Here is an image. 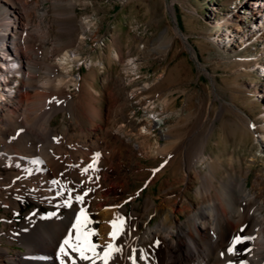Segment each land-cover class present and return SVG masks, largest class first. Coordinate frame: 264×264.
Masks as SVG:
<instances>
[{"label":"rangeland","instance_id":"obj_1","mask_svg":"<svg viewBox=\"0 0 264 264\" xmlns=\"http://www.w3.org/2000/svg\"><path fill=\"white\" fill-rule=\"evenodd\" d=\"M245 1L28 0V4L23 5L29 15V35L44 39L41 46L35 44L23 49L31 54L35 65L32 76L39 80L38 83L48 86L57 78L66 80L67 85L61 86V93L68 100L52 104L53 100L47 99L49 102L46 105L45 102L33 105L36 114L55 107L51 108L50 134L45 138L40 132L28 133L29 125L24 117L15 118L14 125L1 132L13 140L23 137L34 145L33 152H23L25 158L20 159L23 164L29 165L33 163L32 157L37 154L43 156L38 149L47 138L58 137L62 147L72 136L90 138L91 134L108 130L112 112L120 99V91L113 79L119 74L130 81L128 89L134 90L132 103L124 112L132 119L152 121V124L147 130L143 127L144 131L139 133L138 129L126 123L116 130L127 139L129 147L136 149V158L142 167L135 173V180L130 182L129 192L110 184L102 190L105 198L112 189H115L112 192L114 195L118 189L116 201L126 206L127 213L131 211L132 203H136L135 209L141 211L149 190L155 189L153 195H156L158 184L168 174L164 172L150 185L155 175L164 169L160 163L161 153L148 151L150 147L155 146V141L161 147L174 137L187 139L193 135L205 136L208 142L206 152L211 155L231 157L235 166L238 163L243 167L249 165L250 183L255 172L264 171V141L261 146L263 152H260L247 126L249 121L259 126L264 116V97L260 96L259 87L264 82V76L256 66H264V60L260 59L264 56V41L249 43L244 48H237L239 43L236 41L233 48L224 51L217 45L220 39L217 36L223 32V26L220 29L214 25L222 15H229L233 10L238 12V19L245 20L246 25L256 24V19L245 17ZM251 2H256L253 5L256 11L262 9V2ZM173 18L186 42L176 32ZM261 29L264 30V26ZM65 50H73L78 55L75 60L60 66L53 58ZM42 55H47L45 60ZM114 55L117 57L114 58ZM243 55H255L257 58L248 72L240 66ZM132 63H136L134 67ZM48 64L53 65V73H48ZM248 80L253 82L249 84ZM34 92L23 89L21 95L27 99ZM102 145H97L96 150L86 149L82 160L90 168V159L97 157V151L103 152L99 148H105V155L113 151L111 145ZM143 149L147 151V156ZM65 151L73 156L74 163H60L58 174L52 180L36 178L32 183L39 189L41 185L47 186L50 198L59 195L64 207L54 202L53 207L62 213L66 212L64 208L68 200L75 201L68 207L71 209L69 218L65 220L66 227L58 246L73 230L72 225L84 207L76 201L80 194L73 192L79 191V183L88 184L90 176V169H82L78 159L80 151ZM253 155H256L255 160L249 162ZM192 193V189L189 190V194ZM17 201L20 206L17 212L5 210L0 205V246H9L10 251L23 248L16 240L12 244L6 242L4 219L10 217L18 224L24 212L32 207L42 213L48 212L47 206L29 197L20 196ZM89 216L95 219L94 212ZM155 221L156 217L152 216L149 224ZM95 225L99 228L100 222L95 221ZM37 229V226H32L30 232Z\"/></svg>","mask_w":264,"mask_h":264},{"label":"bare ground","instance_id":"obj_2","mask_svg":"<svg viewBox=\"0 0 264 264\" xmlns=\"http://www.w3.org/2000/svg\"><path fill=\"white\" fill-rule=\"evenodd\" d=\"M257 1L263 3L259 11L253 8L256 2L247 0L243 4L245 17L256 19V24L252 22L246 25L243 18H237L236 10L229 15H222L214 24L220 29L223 26V32L217 36H220L217 45L224 51L237 43V48H244L249 43L259 44L260 40L264 41V30L261 29L264 26V0ZM23 4H28V0H0V205L5 210L17 212L20 209L17 198L26 196L47 206L48 212L42 213L40 209L32 207L24 212L18 224L10 217L4 219L6 231L2 230L5 231L6 242L12 244L16 240L23 249L10 251L9 246H0V264H60L58 240L66 227L65 220L69 218L71 209L68 207L75 201L68 200L64 208L66 212L62 213L53 207V202L64 207L61 197L55 195L50 198L47 186L41 185L39 189L32 183L36 178L52 180L58 174L60 163H74L73 156L65 149L80 151L78 159L82 169H90L88 184L79 183V191L73 193L84 197L82 201H76L84 205L86 228L98 234L96 239V235L90 237L93 243L100 246L97 252L102 253L103 246L108 243L120 249L113 251L108 264H133V258L135 264H264V171L255 172L249 183V165L243 167L238 163L235 166L231 157L213 156L206 152L208 142L205 136L193 135L187 139L174 137L165 141L161 147L155 141V146L148 151L161 153L160 163L164 169L155 175L150 185L164 172L168 174L158 184L156 195H153L155 189L149 190L142 202L141 211L135 209L136 203H132L131 211L127 213L126 206L116 201L118 189L115 195L112 194L115 189H112L107 199L103 196L102 190L110 184L123 187L124 191L129 192L130 182L135 180V173L142 167L136 158V149L129 147L127 139L116 130L126 123L138 129L139 133L144 128L149 129L152 124V121L132 119L124 112L132 103L134 90L128 89L130 81L119 74L113 78L120 91V99L112 112L110 129L91 134L90 138L72 136L62 147L58 137L47 138L38 149L43 156L30 155L33 163L29 165L21 162L20 159L25 158L22 153L33 152L34 145L23 137L17 140L7 138L1 132L2 129L13 126L15 118L24 117L29 125L27 132H40L45 138L50 134L49 121L54 106L48 111L47 108L43 109L42 114H36L33 105L44 102L46 105L49 100H53L52 104H58V100H68L61 93V86L67 85L66 80L57 78L48 86L38 83L39 80L32 76L35 65L30 58L31 54L23 49L35 44L41 46L44 39L29 35V15ZM173 21L176 32L184 40L174 18ZM76 53L65 50L53 59L61 66L75 60L78 55ZM46 57L42 55L44 60ZM242 57L240 66L244 72H248L257 58L255 55ZM260 59L264 60V56ZM256 66L264 76V66ZM52 67L47 65L48 73L52 72ZM252 82L247 81L249 84ZM259 87L262 93L260 96L264 97V82ZM23 89L35 92L26 99L21 95ZM247 123L258 151L263 152L264 116L259 126L250 121ZM113 139L114 143H111ZM100 144L111 145L113 151L105 155V148H99L103 152L97 151L99 156L90 159V168L82 158L87 148L96 150L95 147ZM170 150L173 154L169 153ZM143 152L147 156V151L143 149ZM262 154L264 156V152ZM255 158L256 155H253L248 160L251 162ZM191 189L193 193L189 194ZM91 212L95 213V219L89 216ZM152 216L156 217V221L150 225ZM114 219L123 221L115 239L109 236L113 230L109 221ZM95 221L100 222L99 228ZM32 226L38 227L36 232H30ZM237 236L241 240L235 244L234 251L229 253L227 249ZM71 257L75 264H91L88 260L79 259L77 253H71ZM65 261L68 264L69 258L65 257ZM96 264H103V261L96 260Z\"/></svg>","mask_w":264,"mask_h":264},{"label":"snow or ice","instance_id":"obj_3","mask_svg":"<svg viewBox=\"0 0 264 264\" xmlns=\"http://www.w3.org/2000/svg\"><path fill=\"white\" fill-rule=\"evenodd\" d=\"M99 156V154H97ZM158 171V169L156 170ZM77 200L82 201L84 199L83 196H77ZM112 225L113 230L109 233V236L113 239L116 238L120 231V226H122L123 221L114 219L109 221ZM87 217L85 215L84 209L80 210V213L76 217V222L72 225V231H69L67 236L63 239V241L59 245L58 255L60 256V264H66L65 257L69 258L68 264H75V260L71 257V253H77L79 259L88 260L91 264H96V260H102L103 264H108V260L111 258L113 251H119L120 249L114 248L112 243H108L103 246V251L97 252V248L100 247L97 244L93 243L90 239L93 235H98L93 230H88L86 228ZM249 239V238H245ZM241 238L239 236L235 237L232 242V246H230L227 251L232 253L234 251V246L236 243H239ZM88 253H91L89 255ZM223 255V253L221 254ZM95 257V259L93 258ZM133 264H135V260L133 258Z\"/></svg>","mask_w":264,"mask_h":264}]
</instances>
